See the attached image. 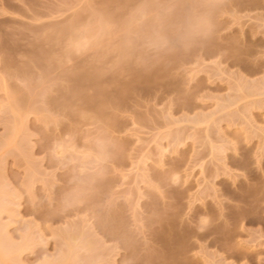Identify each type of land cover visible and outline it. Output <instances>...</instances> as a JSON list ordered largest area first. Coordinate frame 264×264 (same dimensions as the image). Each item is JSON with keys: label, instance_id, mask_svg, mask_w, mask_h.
Segmentation results:
<instances>
[{"label": "rangeland", "instance_id": "1", "mask_svg": "<svg viewBox=\"0 0 264 264\" xmlns=\"http://www.w3.org/2000/svg\"><path fill=\"white\" fill-rule=\"evenodd\" d=\"M0 194V264H264V0H0Z\"/></svg>", "mask_w": 264, "mask_h": 264}, {"label": "bare ground", "instance_id": "2", "mask_svg": "<svg viewBox=\"0 0 264 264\" xmlns=\"http://www.w3.org/2000/svg\"><path fill=\"white\" fill-rule=\"evenodd\" d=\"M1 195V194H0ZM4 235V234H3ZM1 236V235H0ZM2 237V236H1ZM1 243V241H0ZM11 247V246H10ZM13 248V247H12ZM11 249V248H10ZM0 250H2V246L0 247ZM6 250V249H5ZM3 251H4V247H3ZM3 251H0V257L2 258V255H3ZM5 255V253H4ZM65 261V260H64ZM53 262V261H52ZM61 263V262H60Z\"/></svg>", "mask_w": 264, "mask_h": 264}]
</instances>
